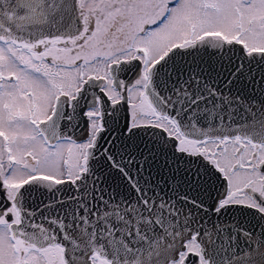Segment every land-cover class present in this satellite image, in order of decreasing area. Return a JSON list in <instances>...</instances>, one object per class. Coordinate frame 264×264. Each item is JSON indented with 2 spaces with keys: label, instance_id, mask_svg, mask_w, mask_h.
<instances>
[{
  "label": "snow or ice",
  "instance_id": "snow-or-ice-1",
  "mask_svg": "<svg viewBox=\"0 0 264 264\" xmlns=\"http://www.w3.org/2000/svg\"><path fill=\"white\" fill-rule=\"evenodd\" d=\"M0 264H264V0H0Z\"/></svg>",
  "mask_w": 264,
  "mask_h": 264
}]
</instances>
